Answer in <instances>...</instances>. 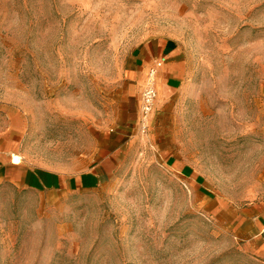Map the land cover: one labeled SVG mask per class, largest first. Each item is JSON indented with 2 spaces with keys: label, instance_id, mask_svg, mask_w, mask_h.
Wrapping results in <instances>:
<instances>
[{
  "label": "rangeland",
  "instance_id": "1",
  "mask_svg": "<svg viewBox=\"0 0 264 264\" xmlns=\"http://www.w3.org/2000/svg\"><path fill=\"white\" fill-rule=\"evenodd\" d=\"M161 58L181 81L142 136ZM12 112L49 163L134 138L95 190L19 196L0 264H264L236 224L264 203V0H0V132Z\"/></svg>",
  "mask_w": 264,
  "mask_h": 264
},
{
  "label": "crops",
  "instance_id": "2",
  "mask_svg": "<svg viewBox=\"0 0 264 264\" xmlns=\"http://www.w3.org/2000/svg\"><path fill=\"white\" fill-rule=\"evenodd\" d=\"M183 65L177 59L169 58L157 79L160 82L167 79L175 89L181 81L178 72ZM29 133V121L19 112L11 113L8 125L0 132V257L5 253L2 249L6 222L9 220L10 224L11 210L16 208L19 196L29 193L63 197L95 190L100 186L102 177L110 176L119 169L124 146H129L134 138L126 134L107 137L106 153L101 161L89 165L87 158H82L73 164H66L33 159L26 149ZM236 224L249 250L263 249L264 242L260 238L264 234V203H252L240 210Z\"/></svg>",
  "mask_w": 264,
  "mask_h": 264
},
{
  "label": "built area",
  "instance_id": "3",
  "mask_svg": "<svg viewBox=\"0 0 264 264\" xmlns=\"http://www.w3.org/2000/svg\"><path fill=\"white\" fill-rule=\"evenodd\" d=\"M165 62V59L161 58L149 69L146 82L141 93L137 129L142 136H147L150 132L158 97L157 77Z\"/></svg>",
  "mask_w": 264,
  "mask_h": 264
}]
</instances>
